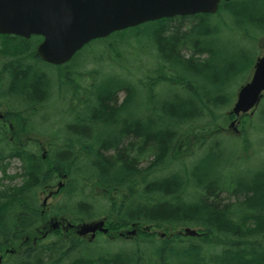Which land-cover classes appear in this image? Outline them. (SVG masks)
Here are the masks:
<instances>
[{
  "label": "trees",
  "instance_id": "obj_1",
  "mask_svg": "<svg viewBox=\"0 0 264 264\" xmlns=\"http://www.w3.org/2000/svg\"><path fill=\"white\" fill-rule=\"evenodd\" d=\"M226 35L240 41L264 35V0L222 1L216 14L162 18L87 44L94 46L95 59L118 69L91 82L94 98L76 109L75 119L60 124L59 132L64 129L86 148L87 155L78 160L68 139L61 145L50 142L45 159L33 149L36 142H21V136L36 130L31 118L26 121L29 114L42 111L39 121L51 122L47 106L52 100L58 103L51 84L59 79L55 72L70 63L54 66L40 59L42 36L0 34V105L8 109L0 127V162L5 173L7 162L17 159L21 170L12 179L22 180L0 184V255L15 253L8 264H264V164L243 168L235 155L241 146L232 142L225 147L212 128L194 130L208 116L210 124L220 116L230 121L233 116L221 110L232 105L233 85L254 63L244 48L223 50L220 40ZM123 51H133L137 62L148 52L154 68L136 81L134 62L123 65ZM70 80L65 72L62 82ZM121 92L125 97L119 102ZM259 115L264 122V110ZM190 135L196 136L202 157L156 176L175 163L170 157L178 158L181 139ZM148 156L154 159L145 168L141 163ZM60 168L71 174V184L76 182L69 192L74 201L43 214L39 190L50 187ZM74 170L84 173L79 181L72 178ZM82 184L83 190L99 189L101 197L82 195ZM225 192L235 201H224ZM67 213L73 222L105 217L115 238L105 235L117 241L122 237L116 230L135 224L136 236L148 241L149 251L125 245L104 252L88 240L61 233L23 246L27 232L50 216ZM183 227L197 228L203 245L189 236L188 245H178ZM156 230L165 231L166 238Z\"/></svg>",
  "mask_w": 264,
  "mask_h": 264
},
{
  "label": "rangeland",
  "instance_id": "obj_2",
  "mask_svg": "<svg viewBox=\"0 0 264 264\" xmlns=\"http://www.w3.org/2000/svg\"><path fill=\"white\" fill-rule=\"evenodd\" d=\"M264 40V35H259L255 39L251 41H240L237 38H234L230 35L224 36L220 40V47L223 50H226V48L229 51H232L235 48H244L246 51H248V56H250L252 59H254V63L249 68V70L246 72L245 75L240 76L236 83L233 85V103L236 101L237 98V92L242 84H245L247 81H249L253 75L254 66L260 55L262 54V41ZM94 46L85 47L81 52L72 60V62L68 65L67 68L59 69L55 72L56 76L59 79H56L57 82H53L51 85H54V98L58 99V103H56L54 100H52L49 104V107L47 106V110L50 113V121L47 124L42 123L40 120L39 114L42 111H37L35 113L29 114L28 117H26V121L30 118L32 121H34V125L36 127V130L33 133H30L26 136H21L22 141L25 145H28L32 142H36V146L33 147L36 151L39 153H45L43 155V159L47 158L49 149H50V142L55 141L56 145H61L63 142L72 141L75 149V155L78 154V160L82 157L86 156V148L84 150L80 147L81 145L76 142L77 140L75 136H71L70 134H67V132H64V129L60 132L58 131L60 129V124L63 123V120L65 122H69L72 119L76 118V109L80 110L81 107L86 106V104L91 101L94 98V92L87 90L88 87H91V82L97 81L106 75L109 74V70H115L116 68H111L110 63L106 62V60L103 59H95L93 57L96 56V53L93 52L92 48ZM148 51V50H147ZM148 52L142 53L141 59L138 60L137 58L135 61L136 54L133 53V51H123V58H124V64H127L131 62L132 66V73L135 74L134 78L136 81H139V79L143 78L146 74L150 72V68H154L155 61L150 58V55H145ZM189 51L185 52V54L189 55ZM224 55V52H223ZM130 58V60H128ZM136 62V65H135ZM139 65V67H137ZM137 67V68H136ZM56 70V69H55ZM65 72H70V81L63 83L62 81L65 79ZM63 84V85H61ZM61 94H63L65 97L64 99L61 98ZM119 102L122 101V99L125 97V92H121L119 94ZM61 102V103H60ZM232 105L226 109L221 110V113H228L232 107ZM7 107L6 105H0V114L4 115V118L7 114ZM264 110V98L262 99L261 103L258 105V107L254 110L252 114H246L242 115L241 117H238L239 122L236 123L235 127H228L229 122H226L225 119L220 116L218 122L211 123L212 117L208 116L205 119L195 123L197 126L194 130L195 132H200L201 128H212L211 130L214 131V134L217 138L221 140V144H223L225 147L228 144H231L234 142L236 145L241 146V149H238L235 153L237 164H240L241 167L247 168V167H255L258 165L264 164V122L262 121L261 114ZM10 122H12V125H15V120L10 119ZM62 122V123H61ZM3 121L0 119V127ZM42 123V124H40ZM50 123V124H49ZM44 124V125H43ZM10 126V125H9ZM222 128V131H217L216 129ZM228 128V129H227ZM245 131V132H244ZM58 132V133H55ZM7 135L12 142L15 138L14 135L7 132ZM56 137V138H55ZM72 138V139H71ZM211 137H209V140ZM215 139V138H213ZM182 142L179 145L178 151L181 153L179 154L178 158H174L172 155L170 158L175 162L170 165L169 168H164L162 171L159 170L156 172V176H161L171 169L174 170L175 168H179V164H188L193 165L196 163L201 157L202 154H204V151H199V143H197V138L195 135H190V137L182 138ZM212 140V139H211ZM212 143V142H209ZM6 144V142H4ZM226 156V155H225ZM148 161L146 160L145 163L141 164V166L148 168V166L151 164V161L154 159L153 156H148ZM224 166H226V157L225 161H223ZM7 167L5 169V173L2 170V163L0 162V184L3 186H11L15 184L21 183V178L16 177L13 178L14 174L19 173L20 169V162L17 159H12L9 163L7 162ZM181 164V165H182ZM61 171H56V176L54 178V182L50 184L49 188H46L45 190H39V197H40V205L42 204V201L45 197H47V191L51 190L52 195H49L50 197L48 199V203L46 205V213H48L51 210H54L55 207L58 206L59 203L67 201H74L72 197L69 196V192L73 189V183H76L75 181L71 184V174L64 172L62 168H60ZM171 170V171H172ZM84 176V173L81 171L73 172L72 178L79 181L78 179H82ZM62 183V186L59 187V184ZM86 184V183H83ZM83 184L80 187V191L82 192V195H91V198H94L97 200V198H100L102 193L99 189L93 188L92 186H89L87 189L86 187L83 190ZM83 190V191H82ZM224 201L228 202H234L235 198L231 197L227 192L223 193L222 195ZM69 208V207H68ZM69 211V210H68ZM70 219L71 215L70 213L63 215ZM54 217H57L54 215ZM62 215H60L57 219H60ZM102 218V217H101ZM100 220V217L90 220H85L82 222H73L70 219V222H72L75 226L72 228H66L65 230L63 228L56 229L53 233L51 232L49 235L48 233L41 232L44 230L42 228L43 222L39 224L36 228L32 229L31 231L27 232L25 236L23 237V242L25 245L24 247H27L30 245V242L32 244H37L39 241V236H42V240L39 243L45 241H51L56 238L58 234H63L66 237L70 235L77 236L81 239L87 240V238L91 237V234L88 235H79L78 231L80 230V225L83 223H90L92 221H98ZM129 229H132L129 227ZM49 232V231H47ZM156 233H166L163 230H156ZM163 234V235H164ZM102 232H98L96 237L92 240L91 247L94 249H98L101 251H114L120 246H125V248H137L139 247V250L143 252L144 250L148 253V241L143 243L140 237H137L136 235H130L128 238H121L118 241L116 239H110ZM167 234L160 238L165 239ZM121 237V236H120ZM181 241L177 243L180 246L188 245V238H185V235L182 236ZM137 240L140 241V244H136ZM116 241V242H111ZM193 243L196 245H203V242L200 240V238L193 239ZM205 247V246H204ZM11 250V249H10ZM217 250V248H216ZM12 252V251H10ZM212 252V250L209 252L207 251V255H209ZM13 254H5L0 255V264L2 261H6V264L9 262V256L14 255ZM2 256V257H1Z\"/></svg>",
  "mask_w": 264,
  "mask_h": 264
},
{
  "label": "water",
  "instance_id": "obj_3",
  "mask_svg": "<svg viewBox=\"0 0 264 264\" xmlns=\"http://www.w3.org/2000/svg\"><path fill=\"white\" fill-rule=\"evenodd\" d=\"M221 0H0V34L29 38L43 36L39 56L52 64L73 58L87 43L97 38L162 18L214 14ZM230 1V0H225ZM264 51V42H263ZM264 96V53L255 63L250 81L238 91L230 113L237 117L254 109ZM237 120L231 122V126ZM62 183L59 184V187ZM52 195V194H50ZM48 198L44 200L47 203ZM105 222L84 223L80 235L108 232ZM70 226H72L70 224ZM52 227L59 223L52 222ZM134 232V231H133ZM184 234L198 232L186 228Z\"/></svg>",
  "mask_w": 264,
  "mask_h": 264
},
{
  "label": "flooded vegetation",
  "instance_id": "obj_4",
  "mask_svg": "<svg viewBox=\"0 0 264 264\" xmlns=\"http://www.w3.org/2000/svg\"><path fill=\"white\" fill-rule=\"evenodd\" d=\"M1 115V114H0ZM0 119H3L4 120V117H0ZM50 193H52V191L51 190H49V191H47V195L46 196H49V194ZM46 198V197H45ZM44 198V199H45ZM44 201V200H43ZM42 201V202H43ZM43 211H45V210H43ZM44 214V213H43ZM50 218H55L54 216H50L48 219H46V220H44V222H43V225H42V228L44 229V230H42L41 232H45V233H48V235L52 232H54L55 230H53V229H51V223H50V221H49V219ZM56 218H58V217H56ZM65 219V222L63 221ZM59 220H62V227L61 228H64L63 227V225H65V223L68 221L64 216H62ZM48 221V222H47ZM47 231H49V232H47ZM109 231H110V228H109ZM126 230H116V232L118 233V234H120V233H122V232H125ZM127 232V231H126ZM125 232V233H126ZM123 234V233H122ZM43 236V235H42ZM42 236H39V237H42Z\"/></svg>",
  "mask_w": 264,
  "mask_h": 264
}]
</instances>
